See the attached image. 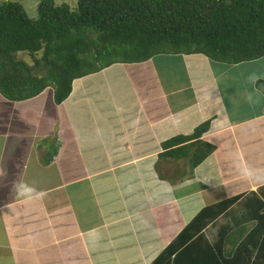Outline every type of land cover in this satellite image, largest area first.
Instances as JSON below:
<instances>
[{
    "label": "crops",
    "instance_id": "crops-1",
    "mask_svg": "<svg viewBox=\"0 0 264 264\" xmlns=\"http://www.w3.org/2000/svg\"><path fill=\"white\" fill-rule=\"evenodd\" d=\"M189 59L147 61L148 90V80L135 87L107 78L118 64L73 81L59 105L52 88L20 112L0 95V264H187L196 251L204 264H256L264 248V97L254 82L264 79V62L222 69ZM201 70L207 76L196 81ZM205 122L198 141L213 151L199 165L161 155L162 142ZM234 197L203 230L221 252L231 232L249 226L234 260L202 256L196 236L166 253L201 210Z\"/></svg>",
    "mask_w": 264,
    "mask_h": 264
},
{
    "label": "trees",
    "instance_id": "trees-1",
    "mask_svg": "<svg viewBox=\"0 0 264 264\" xmlns=\"http://www.w3.org/2000/svg\"><path fill=\"white\" fill-rule=\"evenodd\" d=\"M34 8L36 17L30 18L17 2L0 5V95L9 102H23L52 88L59 105L75 80L114 65H138L164 56L203 59L222 69L264 62V0H39ZM254 87L264 97V79H257ZM207 130L205 122L191 135L162 142L161 155H183L196 167L213 151L198 141ZM235 201L226 199L201 210L182 231V242L173 241L166 253L171 255L196 236L202 256L218 261L222 253V260L233 259L242 251L237 241L249 226L231 232L221 252L206 242L203 230ZM196 252L198 260L191 262L189 254L187 264H204L206 258ZM257 253L256 264H264V248L259 246ZM158 262L156 258L152 264Z\"/></svg>",
    "mask_w": 264,
    "mask_h": 264
},
{
    "label": "rangeland",
    "instance_id": "rangeland-1",
    "mask_svg": "<svg viewBox=\"0 0 264 264\" xmlns=\"http://www.w3.org/2000/svg\"><path fill=\"white\" fill-rule=\"evenodd\" d=\"M8 1H12V2H17L19 3L24 11L26 12V14L28 15V17H36V14H35V5L36 3L39 1V0H0V5L2 3H5V2H8ZM62 2H67V3H72V0H56V4H60ZM22 57H26L25 55L23 54H20ZM20 55H17V59H19V56ZM142 64V63H141ZM140 65V64H139ZM137 66V65H132V66H116V67H112V71L111 72H115V74L113 73H110V74H106V77L109 78V79H117L118 77H120V80H122L123 82L126 81V80H130L133 85H135V87H140L141 85L139 84L140 81H142L143 79L144 80H148L147 83H149V86L146 87V89L148 90L149 88L151 87H155V84L152 80V75H153V66L151 65V62L149 63H143L142 64V69H140L139 71V68L140 66ZM204 67V65H203ZM142 70H144L145 74L142 72ZM147 71V72H146ZM261 71V70H260ZM156 77V75H154ZM207 76V72H204V71H199L198 74H196V81H198L200 78H203V77H206ZM261 77L264 78V72L263 74H261ZM96 78H92V80L94 81ZM87 80L86 79H82L81 82H86ZM137 94H142L144 93V90L143 88H139L136 90ZM237 97L238 99L241 97L240 94H237ZM24 102H18V104L15 106L16 110L18 112H20V110H22L23 108H27V109H30L28 106L31 105L32 103L26 101L24 104L25 106L23 105ZM8 104L6 103V106ZM246 211H249V209L245 210V208L243 207V209H239L238 211V216H237V220L239 219V217L243 214V213H246ZM240 215V216H239ZM220 223H222V221H220ZM32 239L34 240H37L38 238V234L35 233L33 234V236L31 237ZM49 238V237H48ZM48 238H45L46 240H48ZM70 241H67L66 243H64L63 245H61L62 248L64 247H68L70 246V243H68ZM39 243H41V240H39ZM39 254L41 255H48L47 253V249L46 248H40L39 249ZM44 258L40 261H43Z\"/></svg>",
    "mask_w": 264,
    "mask_h": 264
}]
</instances>
